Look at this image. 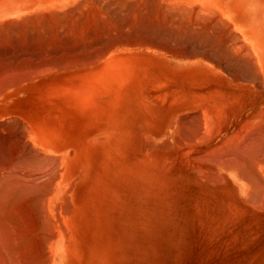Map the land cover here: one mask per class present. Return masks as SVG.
Returning a JSON list of instances; mask_svg holds the SVG:
<instances>
[{
	"label": "bare ground",
	"instance_id": "bare-ground-1",
	"mask_svg": "<svg viewBox=\"0 0 264 264\" xmlns=\"http://www.w3.org/2000/svg\"><path fill=\"white\" fill-rule=\"evenodd\" d=\"M81 1H84V0H0V58H3V59L7 58L6 62L5 61L2 62V60L0 59V264H132L131 263L132 258L130 255L131 252H130L129 232H130V225L132 221V208L130 204V199H131L130 195L131 193H133L132 192L133 177H135V175L138 173H140L141 175L146 174V170L144 169L143 165L145 164V160L147 159V157L149 158L150 156L153 159H157L159 157L158 154H156L155 156L154 154H150L151 152L149 153L147 151L150 147H147V144L144 143V139L148 140V143H149V140L153 142V143H150V145L152 144V148H154L152 152L157 153V149L159 150V148L162 147L161 145L163 143L161 142V144H157V140L161 138V136L159 138L160 131L165 132L167 136H169V139H171V142L175 141L176 143L179 141L178 139L180 138V137H177L178 136L177 134H179L180 133L179 131H181L182 125H180L181 123L180 121H182L183 118L180 119V116H178V118L177 117L172 118V116H168V114L166 113L167 110L169 113H171L172 110L174 111V108H176L175 106L177 104L174 102H170L172 101L173 96L171 100L168 102L169 103L168 105L166 103V100H167L166 97L167 95L170 94V92L169 94L167 93L165 95L166 100L163 97V102L159 100L162 97L161 92L160 94H157L154 92V95L156 97L154 95L147 93L146 91L147 89L146 90L143 89L144 88V86L142 85L143 83L140 80H138L139 79L138 77H136V76H139L138 72L137 74L135 73L136 66L134 67L132 63H129L128 59H121V58L111 59L110 58L112 61L108 62L107 64L105 63L106 64L105 68L103 67L104 69L101 70L100 72L98 69L99 67L98 64L94 63L95 61H93V59L91 60L92 57L94 58L96 54H99L98 52L99 48H97L98 53L96 54L95 52L94 53L89 52V50L86 51L87 52L86 54L85 53L83 54L85 56L81 54L82 58L86 59L85 57H88L90 58L89 60H84L79 55L75 57L77 55L75 54L74 57L77 59H74L73 56H72L73 57L72 60L68 58L66 59V56H64L66 59L65 61L59 62V60L56 59L59 63L57 62L54 64L50 63L51 65L49 66L47 65L34 66L33 63H32L33 64L32 66V65L20 64L19 61H17V55L19 53V50L24 49L22 42H24V39L27 37V35H30V34L31 36L34 35L33 40H34V43L36 44L35 46H38V47L40 46V48H36V49H38L40 53L41 51H43L44 53L46 49L42 50L44 48V45L41 46L42 42H48L49 40L48 43H53L51 42L50 39H52L55 34H53L52 38L47 37V40L44 39L46 35L43 39H40L42 35H40V38L37 37L40 31L39 28H43V27L46 28V26L48 28L49 26L51 27L52 25L54 26L57 25L58 23H56V19H57L56 14L58 13L60 15V16L58 15L60 19L62 16V13L66 11L65 9L69 10L71 6H76L77 4H79L78 2L81 3ZM94 1L92 0L93 3H95ZM115 1H109V3L111 2L112 4L114 2L113 4L118 5L119 3L116 1V3H118L116 4ZM126 1L127 0H125L124 3ZM142 1L144 2V0H139V1L132 0V3H134V6L131 7L133 8L132 11L131 10H130L131 12L129 11L131 13V19L132 18L134 19V20H130V22L132 21V23L133 22L135 23L136 22L135 18L137 17L138 23H140V25L137 22L135 24L141 27H142V24H141L142 19L141 18L139 19V17H142V15H144V17L146 18L147 16L143 14L145 7L143 6ZM164 2L168 5V7L166 4H164ZM197 2H202L203 4H207V5L199 9L198 7H196V5H194ZM83 3L85 4V2ZM161 3L164 4V8L166 7L167 8L164 9ZM88 4L90 5V3ZM129 4H130V1L127 5L130 6ZM150 4H152V2L151 3L149 2V5ZM155 4H156V7L153 6L155 7L154 12L150 13V14H153L154 16L152 17L151 15V17L154 19H157L158 17L160 18V16L165 14L164 15L165 21L163 22H166L167 19H169L168 21L169 27L168 26L167 27L173 32H178V34L175 33L177 34L175 35L177 36V38L178 36H180L179 33L180 34L182 33L185 35L189 34L188 36H190L192 33L193 34L200 33L203 36V39H201V41L203 40V42H205L204 40L212 37L213 40L211 42L209 43L207 42L209 39L206 41L208 43V46H207L208 48H210L211 45L214 48V46L216 45H214V43L212 42H215V41L219 43L220 45L225 44V47L221 45L223 49H226V50L233 49V51H235L234 53H236L238 57L239 56L241 57V58L239 57L240 59L243 60L244 58L245 60L247 58L246 56H248V59L251 61V63L250 61L245 60L246 61L245 62L246 66L244 64L245 67L250 66V65H247V62H249L250 64H253L254 67H256L257 65L258 67L260 66L261 68L262 67L264 68V31L263 30L260 31V29L250 28L251 31L247 33L248 37L246 38L247 40L250 41V44L249 45L247 44L248 46L247 49H243L242 45H244V43L241 44L240 43L241 41L237 42L235 39L231 38L229 39L231 41L229 43V41H227L228 39H225L229 36L231 37V34L233 33V31L230 30L231 26L227 23L228 19L224 21V18H223L225 17L223 14H230V10H228L229 8H228L226 0H169V1L168 0H154V5ZM89 5H87L88 8H89ZM97 5L98 4H96V6ZM84 6L83 7L87 11L88 8L86 7V5ZM79 7L80 6L78 5V8ZM199 7H201V5ZM105 8L103 10H105ZM212 8H214L215 10H217L218 13H220L219 16L217 14L216 16L213 15L216 12L214 13L213 12L214 9L213 11L211 10ZM77 11L79 10L77 9ZM86 11L83 13H88ZM129 12L128 14L130 16ZM66 13H69V11L68 12L66 11ZM97 13L98 15L99 14L104 15L101 12L100 13L97 12ZM97 13L95 12V14ZM64 14L65 13H63V15ZM89 14L91 16L94 13L93 14L89 13ZM69 15L68 17H71ZM73 15L77 19L78 14H76L77 17L75 14ZM82 15L87 17V14H82ZM66 17L64 19H66ZM92 17H93V20L94 18H96L94 16ZM104 17H107V16L104 15ZM145 18L143 19L144 24L145 22L147 23L148 16L146 18V21H144ZM162 18L164 20V17ZM61 19H60V22H62ZM68 19L69 20H66L67 22L70 21V18ZM72 20L73 19H71V21ZM96 20L98 21L99 19H96ZM158 20H157V23L160 22L162 24V20L160 19L159 22ZM76 21H73V22L76 23ZM80 21L82 23V20ZM105 21H108V24H109L111 20L105 19ZM152 21L154 22L155 20H151V22ZM115 22L117 23V21ZM148 22L151 23L150 20ZM68 23H64V25ZM119 23H121V21ZM154 23H156V21ZM103 24H106V23L104 22ZM64 25L63 27H65ZM78 25L81 26L80 24ZM150 25L151 24H149V27L150 29H152V26ZM155 25L153 24V26ZM228 25H229V28H227ZM124 26L126 27V25ZM134 27H136V25ZM134 27L132 24V28ZM149 27L146 29H149ZM156 27L158 29V26ZM161 27L164 28L163 26ZM257 27L259 28V26ZM45 28L43 29V31L47 30ZM60 28L61 27H59V29ZM111 28L113 27H110V29ZM143 28L144 27H142V29ZM56 29L57 28L54 29V32L59 31ZM114 29H117V28L114 27ZM227 29L230 30V33L232 31L231 34L229 33L230 35L229 34L227 35ZM48 30L51 31L50 28H48ZM65 30L67 29L65 28ZM73 30L71 28V31ZM165 30L167 31L168 29L166 28ZM170 30L169 32H171ZM43 31H40V32L43 33ZM60 33L63 34L64 32H60ZM65 33L69 35L68 32L65 31ZM75 33H73V36L75 35ZM47 34L49 35L50 32H48ZM62 34L58 40L62 38ZM71 34H70V37H71ZM130 34H132V31ZM200 34L199 35L197 34V36H200ZM185 35L183 36L185 37ZM234 35L235 34H233L232 36L236 38L237 36H234ZM56 36H58V33ZM79 36L80 37L78 38L81 39V35ZM97 36H95V38H97ZM66 37L65 35L63 36V38H66ZM180 37L182 38V35ZM167 38H169V36H167ZM84 39H81V40L83 41ZM189 39H192V38L189 37ZM74 41L72 44L75 43ZM131 41H132V44L134 43V47H136V45L139 46L140 44L142 46L143 45L146 46L145 41L141 39L140 41H143L142 42L143 44L140 43L139 39L134 40V41L131 40ZM131 41H126V43L131 42ZM169 41H171V39ZM137 42L139 44H135ZM193 42H194V39H193ZM24 43L26 44V39ZM48 43H46V45L51 46ZM126 43L124 45H127ZM195 43L196 42H194V45ZM239 43L241 45H239ZM27 44L28 46L30 45L29 43ZM54 44H55V41H54ZM62 44H65V43L63 42ZM72 44L69 47H72ZM82 44H85V43H82ZM56 45L52 46V48L56 47L59 50V48ZM78 45H80V43H78ZM128 45H127L128 47L131 46L130 43ZM141 45H140V48L142 47ZM220 45L217 44V46H220ZM122 46H123V43H122ZM145 46H143V49L146 48L147 50L148 48L147 46L146 47ZM238 46H241L240 49ZM77 47H80V46H77ZM90 47L88 46V48ZM156 47L158 48L159 46H156ZM156 47L155 45L153 46L154 49ZM166 47H163V48L166 49ZM203 47L204 46H202V48ZM160 48H161V45L159 49ZM189 48H190V45H189ZM168 49L166 52L167 53L171 52ZM218 49L219 51H223V49L220 47L219 48L217 47V49L214 48L213 50H217L215 53L217 52L220 53ZM103 51L105 53L104 49ZM180 51L181 50L179 51L177 50L176 52L175 50V54L181 56V58H185L186 57V56L184 57L185 53H182ZM228 52L230 51H227L226 53ZM92 53L95 56H92L91 55ZM201 53L202 52H200V54ZM209 53L210 51L208 52V54ZM78 54H80V52ZM87 54L88 55L90 54V56L92 57H89ZM34 55L36 54L34 53ZM177 55H174L175 57L174 56L173 57L176 59ZM205 55L207 56V54ZM46 56H49V55H46ZM206 56L202 55V57H200L199 55V58H205L202 60L203 61L205 60L206 62V60H208V58L211 55L209 54L207 56L208 58H206ZM221 56L224 57V54L222 53ZM213 57L212 59L215 61L214 59L215 57L214 58ZM223 57H220L222 58V61H223ZM36 58H38V55ZM51 58H53V56ZM61 58L59 57V59ZM97 58L98 57L96 56V59ZM187 58H192V57L187 56ZM220 58L218 56V60L216 59L217 61H215V64L218 63L217 65H219V62L221 61ZM24 59H27V58H24ZM240 59H238L239 61L237 60L239 63H241L242 61ZM209 60L213 61L211 59ZM209 60H208V63H209ZM34 61L35 60L30 61V62H34ZM222 61H221V64H222ZM224 61H227V60L225 59ZM233 63L235 64L234 66L237 65L236 62H233ZM242 66L243 65L241 64V68ZM244 66L243 68L245 69ZM258 67H256L257 71H258ZM238 68L240 69V67ZM238 68L236 66L235 69H238ZM252 68L253 67H250L249 69H252ZM226 72L227 71H225L224 73ZM232 72H235V71H232ZM113 73L115 76L113 75ZM220 75L222 76L221 73ZM245 76L246 75H244V78ZM185 78H187V76ZM152 80L155 81L156 78L153 77ZM158 80L159 79L157 78V82H159L158 85H161L162 84V83L160 84L161 80L159 81ZM156 83H154L155 85L153 83L152 84L149 83L148 86H150L151 88V85H154L158 90L159 88L157 87L158 85L156 86ZM169 83L170 82H168V84ZM174 84H177V83H174ZM224 88L226 89V87ZM193 89L191 88V90ZM188 90L190 89L188 88ZM184 93L187 94L186 91ZM220 93H223V92H220ZM220 93L218 90V94L217 93L216 94L219 95ZM213 94L214 93H212L211 97L214 98L215 95L213 96ZM226 95L228 96V94ZM187 96L188 95H186V97ZM194 96L195 95H193V97ZM197 96L198 95L196 94L195 97ZM187 98H189V96ZM188 106L190 109V107H193L194 105L191 106L190 104H188ZM241 106H244V105L241 104ZM195 107L197 109L198 108L202 109V111L201 110L200 111L203 113L200 115H204L205 118L203 120L204 127L202 125L201 126L205 130L203 131V128H202L200 132V127H199L200 123L198 124V126L197 125L194 126L192 123L193 128L195 127L197 129L199 127L197 129V132H200L201 134L204 132V134H206L205 135L206 137L203 136L204 134L203 135L196 134L197 132L195 131V132H192L194 137H191V139L195 142L204 140V142L206 143L207 140L205 138L210 139V136H208L210 135L209 131L211 130V127L214 128L215 126L212 123L210 117L208 118V116H206V114H208V112L210 111L211 105L208 100L201 101L200 99L199 101L196 102ZM193 109H191L190 111L192 112ZM199 109L198 111L197 110L195 111H197V113L198 112L200 113ZM262 109H264V107ZM262 109H261V112L264 111ZM176 110L177 111H175V113L180 112L181 106L177 108ZM217 112L218 111L216 112L214 111L215 114ZM199 113L196 114L195 116L197 115L199 116ZM184 115L185 116L187 115L186 119H189L188 122H191L190 121L191 115L190 117H188L189 114H184ZM193 116L194 114L192 115L191 118L195 120L194 119L195 116L194 117ZM212 116H214L212 117V119L216 118L215 117L216 115H212ZM199 118H196V119H199ZM254 118L255 119L253 121L258 122L256 123L258 126L256 125L254 127L252 126V124H250L252 128L248 130V133L251 130L252 133L251 132L250 133L253 134L252 136L257 134L256 136L258 138L259 133H257V128L258 127L260 128L263 123L260 124L259 117H254ZM239 120L242 121L241 123L239 122L242 125V123L244 122L243 121L244 119L243 120L239 119ZM246 120L248 121L249 118ZM217 121L218 120H216V122ZM162 125H164L163 128H161ZM229 125H232V124H229ZM246 125H248V123ZM186 126L188 125H185V126L183 125V127H186ZM225 126L227 127V125ZM215 129H217V127ZM259 132L261 131L259 130ZM186 133L185 134L182 133V134L183 136L186 135V137L189 138V135H191L190 134L191 131L190 133L188 131ZM243 134H245V137H246V133H243ZM198 135L201 137L198 138L199 139L198 141H196ZM263 136L264 135H262V137ZM235 137L233 136L232 139H234ZM252 138L253 140L256 139L254 137ZM181 139L179 143H182ZM243 139H244V136H243ZM243 139L241 140V142L244 140L248 142V140H250L249 138L248 139L245 138L244 140ZM260 139H261V136H260ZM218 141L221 142L222 140H218ZM228 141L229 140L227 139V143ZM254 141H257V140H254ZM234 142H237V144L240 143L239 140H236ZM244 142L243 144H247L246 142L245 143ZM179 143H178V146H179ZM184 143L185 142L183 141L182 145ZM237 144H234V145L231 144L230 146L232 147L229 146L230 148L226 147L225 144H224L225 147L222 146L223 144L222 145L219 144V146L218 147L216 146V148L213 147L214 145L212 146V144H210L213 147L211 149H215L216 152L218 151L220 152V149L224 150L223 153L222 152L219 153V156H218L219 158L217 157L216 153L212 155H215L217 159H220L221 157L220 154H224L225 151L227 152L229 150L228 152L234 153L237 156L238 162L235 164L226 166L227 169L229 168L228 170L235 171L239 175H245V173H248L251 175L263 176L264 175V152L262 151L263 149L262 150L260 149L261 147L260 143H258L259 145L257 143H250L247 145L245 149L244 147H241L242 149L239 148ZM144 145H145L144 151L146 152L145 154H143L142 152L141 156H134V152L130 151L134 148V146H137L138 148H142L144 147ZM175 145H173V142H172L171 147ZM191 145L192 144H190L189 147ZM210 145L209 147H211ZM178 146H176L177 149H178ZM174 148H172L173 151H170V153L175 152ZM211 149L210 150L208 149V152L214 153V151L213 150L211 151ZM190 150H192V147L190 148ZM185 151L187 150L185 149ZM260 152L262 155L260 154ZM140 153L141 152H139V154ZM191 155H193V153ZM194 155L192 157L196 158V155L195 157ZM198 159L200 160V162L204 160L203 157L201 159V155L199 156L197 155V158L195 160H198ZM200 162L198 166H200ZM201 165L203 166L202 169L204 170L206 168V164L204 166V163L201 162ZM202 169L200 170V173H202ZM205 171L206 170H204L203 172ZM208 174H211V172ZM211 175H210L211 178L207 177V179L211 180L212 177H214V174H211ZM215 176H216L215 179L218 183L222 182L220 181L221 179H219L220 178L219 175L218 176L215 175ZM203 177H204V174H203ZM249 177L252 178V176L250 175ZM258 177L260 178V176ZM243 179L246 181V178L243 177ZM225 180L227 181V179ZM251 184L252 182L249 184L248 188L251 187ZM254 185L256 184L254 183ZM257 185L260 186L259 183H257ZM261 188L262 187L260 186L259 188L260 191H258V193H261L263 191V189ZM246 191H247V195H249L248 192L249 193L251 192V194L257 193L254 190H253L254 192L250 190L249 191L246 190ZM262 193H264V191ZM261 196L260 198L263 197ZM260 198H257V199L260 200ZM252 199H254V197ZM259 204L260 203H258V205ZM260 209H261V204H260Z\"/></svg>",
	"mask_w": 264,
	"mask_h": 264
},
{
	"label": "rangeland",
	"instance_id": "rangeland-1",
	"mask_svg": "<svg viewBox=\"0 0 264 264\" xmlns=\"http://www.w3.org/2000/svg\"><path fill=\"white\" fill-rule=\"evenodd\" d=\"M87 1L84 0V1H81V3L78 2L79 4H77L76 6H71L69 8V10L65 9L67 12L69 11V13H66V11L63 12V13H65L64 15L62 13L61 18H63V19L60 18L62 20V22H60V19H59L60 15L57 13L56 14V16H57L56 23H58V24L55 25L56 27L54 25H52L51 27L49 26L48 28H50L51 31L48 30L47 26H46V28L45 27L39 28L40 31H43L44 28L47 29V30H44L43 33H41L38 30L39 34L37 37L40 38V35H42V37L40 39H43L46 35V37L44 39L47 40V37L52 38L53 34H55L53 36V38L50 39L51 42H53V43H48L49 42V40H48V42H42V45L40 44L41 46L44 45V48L42 50H44V49L47 50V51L45 50L44 53H43V51H41V53H40V51L38 49H36V48H40V46L39 47L35 46L36 44L34 43V40H33L34 35H32V36H31V34L27 35V37L25 38L26 44L24 43L25 39H24V42H22L23 40L21 41L23 44V47H24V49H22V50H24V51L26 50V51L24 52L22 50H19V53L17 55V61H19L20 64H26V65H32V66H33V64H34V66H42V65L49 66V65H51L50 63H52V64H54L56 62L59 63L60 61H65L67 58L72 60L73 57L75 56V54H77L75 57H77L79 55L82 58L81 54L82 55L84 53L86 54L87 53L86 51H88V50H89V52H93V53L95 52V54L99 52V54H96V56L99 59L98 58L96 59V56L93 53L91 55L95 56L94 58L92 56H90V54L89 55L87 54L89 57H92L91 60L93 59V61H95L94 63L98 64L99 72L105 68V66L108 62L112 61L111 59H115V58L128 59L129 63H132L134 65V67L136 66L135 73L137 74V72H138V74H139V76H136V77H138L139 78L138 80H140L143 83L142 84L144 86L143 89L144 90L147 89L146 90L147 93L154 95V92L157 94H160V92H161L162 97L159 100H161L163 102V97L165 98L166 97L165 95L167 93L169 94V92H170V94L167 95V97H166L167 100L165 98L166 103L168 105H169L168 102L171 100V98L173 96V99L170 102L176 103L177 104L175 106L176 108H174V111L172 110L171 113H169L168 110L166 111V113L168 114V116H172V118L173 117L178 118V116H180V119L183 118L182 121L183 120L184 121L183 122L180 121L181 122L180 125H182L181 131H179L180 133L178 132L179 134H177L178 135L177 137H180L178 139L179 141L183 137L182 139H184V140L181 139V141H182V143H183V141L185 143L183 144L184 145L183 146L182 143H179V141L176 142L177 144L175 143V141H172L173 145H175V144L176 145L171 147L172 142H171V139H169V136H167V134L165 132L160 131L159 138H160V136H161V138L159 140H157V144H161V142H163V143L161 145L162 147L159 148V150L157 149V153H155V152H152V150L154 149V148H152V144L150 145V143H153V142L149 140V143H148V140L144 139V143L147 144V147H150L149 149L147 148L148 150L147 149L146 150L149 153L151 152L150 154H154L155 156H156V154H158L159 157L157 159H153L150 156H149V158L147 157V159L145 160V164L143 165L144 169L146 170V174L141 175L140 173H138L136 175L134 174L135 177H133V184H132V192L133 193H131V195H130V197H131L130 204H131V208H132V221H131L130 232H129V235H130V252H131L130 255L132 258L131 263L132 264H264V203H263L264 199H262V198H264V193H262L264 191V175L263 176L251 175L248 173H245V175H239L235 171H230V170H228L229 168L227 169L226 166L237 163L238 162L237 156L234 153L228 152L229 151L228 150L227 152L225 151L224 154H220V156H221L220 157L221 160H220V159H217V157L219 156V153L220 152L223 153L224 150L220 149V152L219 151L216 152L215 149H211L213 147L216 148V146L218 147L219 144L220 145L223 144L222 146H224V147L226 145V147L230 148V147H232V146H230L231 144L234 145V144H237V142H238V141L237 142H234V141L239 140V142L242 144V145L240 143H239L240 145L237 144L239 148L244 147V149H245L247 147V145L250 143H257V144L260 143V145H261L260 149L261 150L263 149L262 151L264 152V136L262 137V135H264V126H263L264 125V111L261 112V109L264 107V88H262V87H264L263 86L264 85L263 84L264 83V79H263L264 78V76H263L264 75V68L263 67L261 68L260 66L258 67L256 65V67H258V71H257L256 67H254L253 64H250L251 61L248 59V56H246L247 58L245 57L246 58L245 60L250 61V63L247 62V65H250V66L245 67L246 61L244 60V58H243V60L240 59L241 57L239 56L240 57L239 58L237 56V54L234 53L235 51H233V49L232 50L223 49V47H225V44H223V45L221 44L223 46L222 47L216 41H215L216 43L212 42V43H214V45H216V46H214V45L213 46L215 49H217V47L222 48L223 51H219V49H218V51L221 54L223 53L224 57L221 56V54L218 52H217L218 54L215 53L217 50H213L214 48L212 47V45H211L212 48L210 47L211 49L207 47L208 43L211 42L213 40V38L212 37L208 38L210 41L208 39L204 40L205 42L208 40L207 41L208 43L207 42L205 43V42H203V40L201 41V39H203V36L200 33H195V34L192 33L190 36H188L189 34L185 35V34L179 33L180 36L182 35V38L180 36H178V38H179V40H178L177 36H175L178 34V32H173L168 28L169 27L168 26L169 19H167L166 22H163V21H165V16H164L165 14L160 16V18L156 17L157 19L152 18L154 15L150 14V13H153L155 10V7H156V4L154 5V0L153 1L152 0H147V1L144 0V2L142 1L143 6L145 7L143 14H145V16L146 15L148 16L147 23L145 22V24L148 26H146L143 22V19L145 18L144 15H142L143 18L139 17V19L140 18L142 19L141 20L142 27L145 28V26H146V28H148L149 24H151L150 26H152V29H150V27H149V29H146V28L142 29V27L139 26L140 23H138L137 17L135 18V20L139 25L135 24L136 22L135 23L134 22L132 23V21L130 22V20H134L133 18L131 19V13H130L133 9L131 7L134 6V3H132V0L126 1L127 4L130 1V4H129L130 6H128L126 4V2L124 3L125 0H121V1L116 0L119 4L121 3L122 5L121 4L119 5L118 3H116L115 0H107V1L106 0H98V2H97V0H95V1L93 0L95 3H93L92 0L91 1L89 0L90 2L89 1L87 2ZM109 1H115V3L118 4L120 7L118 5L113 4L114 2L112 3L113 4L112 5L111 2L109 3ZM263 1L264 0H242V1L241 0H226L228 8H229L228 10H230V14H223L225 16L223 18H224V21H226L228 19L227 23L231 26L230 30L233 31V33L231 31V33H232L231 34L230 30L227 29V35L230 33L231 37L230 36L227 37V35H226L227 38H225V39H228L227 41H229V43L231 42L229 39L232 38V39H235L237 42L241 41L240 42L241 44L244 43V45H242L243 49H247L248 48L247 44L249 45L250 41L247 40L246 38L248 37L247 33L249 31H251L250 28L260 29V31L261 30L264 31V2ZM83 2H85V4ZM149 2L150 3L152 2V4L149 5ZM82 3L84 5H86L87 8H88L87 5H89L88 3H90V5L91 4L92 5L91 6L89 5V8L88 9L86 8L87 9V11H86L84 8L85 6ZM96 4H98V5L96 6ZM159 4H160V2H159ZM164 4H166V3L164 2ZM164 4H162L163 8H164ZM199 4L201 5V7H199L200 6ZM78 5L80 6L79 7L80 9L78 8ZM108 5H109V7H108ZM194 5H196V7L201 9L202 7L206 6L207 4H203L202 2H197ZM95 6H96V8H95ZM153 6H155V7H153ZM91 7L93 10L91 9ZM105 7H107V8H105ZM117 7H119V8H117ZM124 7H125V9H124ZM167 7H168V5H167ZM76 8L79 11H77ZM97 8L100 10H98ZM104 8H105V10H103ZM166 8H164V9H166ZM147 9L149 10V12ZM213 9L214 8H212L211 10L213 11ZM85 11L88 13H83ZM92 11H94V12H92ZM95 12L96 13L101 12L107 17H104V15H100V14L98 15V13L95 14ZM128 12L130 13V16H129ZM213 12L214 13L216 12V13L213 14ZM213 12H212V14L215 16H216V14L219 16V14H220L215 9ZM89 13H91V14L94 13L95 15L93 14L90 16ZM231 13H232V15H231ZM73 14H75V15L78 14V17L76 15L77 19L75 18V16ZM82 14H87V17L82 15ZM66 15H67V17H66ZM68 15L71 17H68ZM96 15H98V16H96ZM151 15H152V17H151ZM88 16H89V18H88ZM92 16H94L96 18H94V20H93ZM147 16H146V18H147ZM65 17H66V19H64ZM162 17H164V20ZM68 18H70V21H68L69 23L66 21V20H69ZM146 18L144 21H146ZM166 18H168V17H166ZM71 19H73V20L71 21ZM96 19H99L98 20L99 22ZM105 19L111 20L110 21L111 23L109 22V24H108V21H105ZM158 19L162 20V24L159 22ZM235 19H236V21H235ZM63 20H65L66 22ZM80 20H82L83 24L81 23ZM149 20H150V22H151V20H155L156 23H154L155 21L154 22L152 21L151 23H149L148 22ZM157 20L159 23H157ZM73 21H76V23ZM115 21H117V23ZM118 21L119 22L121 21V23H119ZM104 22L106 24H103ZM113 22H115V23H113ZM139 22H140V20H139ZM61 23H63V24H61ZM64 23H68V24L64 25ZM128 23H129V25H128ZM69 24H70V26H69ZM78 24H80V25L82 24V25L79 26ZM102 24H103V26H102ZM132 24H133V27L136 25V27L138 26L139 28L138 27H137V29H136V27L132 28ZM153 24L154 25L156 24V25L153 26ZM63 25L65 27H63ZM104 25H106V26H104ZM124 25H126V27L128 25V27L126 28ZM143 25H145V26H143ZM229 25L227 26V28H229ZM156 26H158V29ZM161 26H163L164 28H162ZM257 26H259V28ZM40 27H42V26H40ZM59 27H61V28L63 27V28L59 29ZM70 27L72 28V30L74 29L73 30L74 32L71 31ZM110 27H113V28L110 29ZM114 27L117 29H114ZM53 28L54 29L57 28L56 30H59L60 32H64V33L62 34L59 31L54 32ZM65 28L67 30H65ZM69 28H70V30H69ZM166 28L168 29L167 31L165 30ZM112 29H114V30H112ZM126 29H127L128 33H127ZM169 30L172 32V34H171V32H169ZM65 31L68 32L69 35L66 34ZM75 31H76V33H75ZM131 31H132V34H130ZM163 31H165V32H163ZM48 32H50L49 35L47 34ZM234 32H236V33H234ZM44 33H46V34H44ZM57 33H58V36H56ZM73 33H75L74 36H73ZM78 33H79V35H81V39H84V38H86V39H84L82 41L80 38H78V37H80L78 35ZM97 33H99V34H97ZM175 33H177V34H175ZM61 34H62V38L64 35H65V37L67 35L70 37V34H71V37L69 38L67 36L66 38H63V39L61 38L60 40H58L59 37H61ZM197 34L198 35L200 34V36L202 38L200 36H197ZM225 34H226V32H225ZM233 34H235L234 36H237V37L234 38L232 36ZM86 35H88V36H86ZM183 35H185L186 38ZM95 36H97V38H95ZM167 36H169V38H167ZM191 36H193V37H191ZM89 37H90V39H89ZM189 37L192 39H189ZM123 38H125V39H123ZM153 38H155V39H153ZM237 38H239V39H237ZM138 39H139V41H140V39L145 41V44L148 48L147 50H146V48L143 49V46H145V45L142 46L141 44H140L142 46L141 48H140V45L139 46L136 45V47H134V43L132 44L131 40L134 41V40H138ZM170 39L173 42L169 41ZM181 39H182V41H181ZM193 39H194V42H196L195 45H194ZM78 40H80V41H78ZM86 40H88L89 42ZM54 41H55V44H54ZM62 41L65 44H62L63 43ZM73 41L75 42L74 44H72ZM126 41H131V42L126 43ZM143 41H140V43H142ZM160 41H161V43H160ZM81 42L85 43V44H82ZM124 42L127 45L130 43L131 46L128 47L129 45L128 46L124 45L125 44ZM27 43H29L30 45L28 46ZM46 43H48L51 46H47ZM78 43H80V45H78ZM88 43H89V45H88ZM108 43H110V44H108ZM114 43H115V45H114ZM122 43H123V46H122ZM240 43H239V45H241ZM71 44H72V47H69V46H71ZM135 44H139V43L137 42ZM167 44H168V46H170V45L171 46L168 47ZM187 44H188V46H187ZM217 44L220 46H217ZM55 45L59 48V50L56 47L52 48V46H55ZM150 45L152 48L150 47ZM154 45H155V47L156 46L160 47V45H161L162 50H161V48L159 49V47L158 48L156 47L154 49L153 48ZM189 45H190V48H189ZM77 46H80L81 48L77 47ZM88 46L89 47L91 46V47L88 48ZM202 46H204V47L202 48ZM231 46H232V44H231ZM163 47H166V49H164ZM238 47L240 49L241 46H238ZM97 48H99L98 49L99 51L97 50ZM130 48L132 51L130 50ZM48 49H50V50H48ZM53 49H55V50H53ZM90 49H91V51H90ZM103 49L105 50V53H104ZM167 49L169 51H171V52H168L171 55L166 52ZM222 49H220V50H222ZM229 49H230V47H229ZM175 50H176V52H177V50L178 51L181 50L180 52L185 53L184 57L185 56L186 57L181 58V56L175 54ZM236 50H238V49H236ZM209 51H210L209 54L211 55L210 56L211 58L207 57L209 55L208 54ZM227 51H230V52H228L229 54L226 53ZM36 52H38V53H36ZM79 52H80V54H78ZM200 52H202L201 54L204 56H206L205 54H207L206 58H208V60L209 59L213 60L212 59L213 56L215 57V58L213 57L215 59V61L218 60V56H219V58L223 57V61H222V58H220V60L222 61V64H221V61L220 62L218 61L220 66L217 65L218 64L217 62H216L217 64H215L214 60L213 61L209 60V63H208V60H206V62H205V60L203 61L202 59H205V58H199V55H200V57H202ZM34 53L36 55H34ZM230 54H231V56L233 55L232 56L233 58L230 56ZM37 55H38V58H36ZM46 55H49V56H46ZM51 55L53 56V58H51L52 57ZM174 55H177L179 57L176 56V59H175ZM62 56L63 57L66 56V59H65V57L63 58ZM83 56H85V55H83ZM187 56L192 57V58H187ZM1 57H3V56H1ZM59 57L60 58L62 57L63 59L61 58L62 59L61 60V59H59ZM75 57H74V59H77ZM80 57H79V59H80ZM227 57H229V58H227ZM24 58H27V59H24ZM28 58H29V60H28ZM85 58L86 59H84V58H82V59H84V60L90 59L88 57H85ZM234 58H236V59H234ZM0 59L2 60V62L7 61L6 60L7 58H4V59L0 58ZM31 59H33L35 61L30 62V61H33ZM56 59H58L59 62ZM225 59L227 61H224ZM238 59L242 60L241 63L238 62L239 61ZM100 62H102V63H100ZM233 62H236V63L238 62L240 64L239 65L237 63V65H236L237 68L240 67V69L238 68L239 70L235 69L236 66H234L235 64ZM211 64H213V65H211ZM241 64L243 66L245 64V66H244L245 69L243 68V66L241 68ZM221 65L223 68L221 67ZM227 67H228V69H227ZM250 67H253V68L249 69ZM247 68L249 69V71L250 70L251 71L249 72ZM152 70H153V72H152ZM221 70H223L224 72L225 71H227V72L224 73ZM232 71H235V72H232ZM220 73L222 74V76L220 75ZM113 75H114V73H113ZM244 75L247 76V77L245 76V78H247V79L244 78ZM186 76H187V78H185ZM153 77L156 78L155 81L152 80ZM189 77H191V78H189ZM239 77H240V79H239ZM157 78L159 80H161L160 84L161 83L162 84L164 83V84L158 85L159 82H157ZM175 78H177V79H175ZM173 79L176 81H174ZM232 80H234V81H232ZM168 82H170V83L168 84ZM149 83L150 84L156 83V86L158 85L157 87L159 89L157 90V88L154 86L155 84L151 85V88H150V86H148ZM174 83H177V84H174ZM220 83H222V84H220ZM167 84H168V86H167ZM168 87H169V89H168ZM186 87H187V89H186ZM207 87H208V89H207ZM220 87H222V88H220ZM224 87H226V89ZM188 88L190 90H191V88L192 89L195 88V89L190 91V90H188ZM187 90L189 91V93ZM216 90H217V92H216ZM218 90H219V93L223 92V93L219 94L220 96L217 95ZM185 91L187 94L184 93ZM192 91H193V93H192ZM202 91H204L205 93ZM172 92H173V94H172ZM200 92H202V93H200ZM212 93H214L213 96L214 95L215 96L217 95V96L216 97L214 96V98L211 97ZM191 94H193L195 96L197 94L198 96L197 97L194 96L195 97L194 98L193 95H191ZM209 94H210V96H209ZM223 94H225V95H223ZM226 94H228V96ZM186 95H188L189 98H187L188 96L186 97ZM169 96H170V98H169ZM175 96H177V97H175ZM215 98H217L219 101ZM200 99H201V101H204V100L209 101V103L211 105V108H210L211 112L209 111L208 114H206V116H208V118L210 117L212 123L217 127V129H215L216 127L214 125H212V126H214V128L210 126L211 127V130L209 131L210 135H208V136H210V139L205 138L207 140L206 143L204 142V140L198 141L199 140L198 138L201 137L199 135L197 136V140H196L198 142H195L191 139V137H194L192 132H195V131L197 132V129L199 127H200V132H201V129L204 127V121L203 120H204L205 116L200 115L203 113V112H201L202 109L198 108L199 111L201 110L200 113L198 112L200 118L198 115L195 116L196 114H198L197 113L198 109L195 107V104ZM255 100H256V102H255ZM238 101H239V103H238ZM242 101H243V103H242ZM245 101H246V103H245ZM178 102H179V104L180 103L181 104L179 105ZM188 104H190L191 106H193V105L194 106L190 107V109H189ZM241 104H243L244 106H241ZM233 105H234V107H233ZM180 106H181L180 112L175 113V111H177L176 109L179 108ZM223 106H225V107H223ZM191 109H193L194 111L192 110V112H191L190 111ZM195 110H197V111H195ZM250 110L254 113H252ZM262 110H264V109H262ZM214 111L215 112L218 111V112L215 114ZM238 112H239V114H238ZM184 114H189L188 117H190V115L192 117V115L194 114L195 120H193V118L190 117L191 122H188L189 119H186L187 115L185 116ZM259 114H260V116H259ZM212 115H216L215 116L216 118L212 119V117H214ZM254 115H256V116H254ZM245 116H246V118H245ZM238 117H240V118H238ZM254 117H259L260 118V124L263 123L260 128L259 127L257 128V133L260 134V135L258 134V138L256 136L257 134L252 136L253 134H251L252 133L251 130H250L251 133L250 132H249L250 134L248 133V130L251 129L252 126L255 127L257 125L256 123H258L256 121H253L255 119ZM196 118H199V119H196ZM248 118H249V120L247 121L246 119H248ZM223 119H225V120H223ZM239 119H242V120L244 119L243 120L244 122L242 123V125L240 124L242 121ZM216 120H218V121L216 122ZM185 121L187 124L185 123ZM192 121H194L195 124ZM236 121L238 122L239 125L237 124ZM192 123L194 126H196V125L198 126V124L199 123L200 124H199V127L197 129L195 127H194L195 128L194 129ZM247 123H248V125H246ZM190 124L192 125V127ZM229 124H232V125H229ZM250 124H252V126ZM183 125L184 126L188 125V126L183 127ZM225 125H227V127ZM163 127H164V125H162L161 128H163ZM218 128H219L220 132H219ZM189 130L191 131V133ZM204 130L205 129L203 128V131ZM259 130L261 132H259ZM187 131L191 134V135L188 134L189 138L186 137ZM213 131H215V132H213ZM200 132H197L196 134H200V135L204 134V132L202 134ZM255 132H253V133H255ZM182 133L183 134L186 133V135L183 136ZM243 133H246V137H245V134H243ZM205 135L206 134H204L203 136H205ZM227 135H228V137H227ZM235 135H236V137H235ZM233 136L235 137L234 138L235 140L232 139ZM243 136H244V139L245 138L250 139V138L254 137V138H256L254 140H257V141H254L252 138V139L248 140V142H247L246 140L243 139ZM260 136H261V139H260ZM222 138H224V139H222ZM227 139L229 140L228 143H227ZM242 139L247 144H243L244 141L241 142ZM166 140L170 143V145ZM218 140H222L221 141L222 143L219 142ZM231 141H233V142H231ZM166 143H167V145H166ZM178 143H179V146H181V145L182 146L179 147ZM190 144H192V145L189 147ZM197 144L199 145V147ZM210 144H212V146L213 145L214 146L212 147ZM209 145L211 147H209ZM176 146H178V149ZM191 147H192V150H190ZM172 148H174V151H175L174 153L173 152L170 153V151H173ZM195 148H196V150H195ZM185 149L187 151H185ZM208 149L209 150L211 149V151L213 150L214 153L208 152ZM132 150H130V151L134 152V156H141L142 152H143V154H145V152H146V151H144L145 145L142 148H138L137 146H134V148ZM198 151L199 152L201 151V152L199 153ZM202 151H203V153H202ZM139 152H141V153L139 154ZM192 153H193V155L195 153L196 158H197V155L198 156L201 155V159L203 157L204 160H202L201 162L204 163V166L206 164V168L208 170L206 168L204 170H206L207 172L206 171L203 172L204 171L202 169L203 164L201 165V162L199 159L198 160L200 162V166H198L199 162H198V160H195L196 158L192 157L193 156V155H191ZM215 153H216L217 157H215V155H212ZM260 154H261V152H260ZM195 155H194V157H195ZM230 155H232V156H230ZM258 157H260V156H258ZM232 158H233V160H232ZM209 161H211V162H209ZM218 163H219V165H218ZM196 165H197V167H196ZM199 168L202 169V173L204 174V177H203V174L200 173L201 169H199ZM209 170H211V171H209ZM210 172H211V174H214V177H212L211 180L207 179V177L211 178V176H212L211 174H208ZM215 175H217V176L219 175V177H220L219 179H221L220 181H222V182L218 183L215 179L216 178ZM249 175L252 176V178H250ZM258 176H260V178ZM243 177L246 178V181L248 183L243 179ZM224 178L227 179V181ZM211 181H213V182H211ZM251 182H252L253 186L251 184V187L248 188V186ZM254 183L256 185H254ZM257 183H259L260 186L262 187L261 189H263V191L261 190L262 191L261 193H258V191H260V189H259L260 186L257 185ZM238 187H240V188H238ZM246 190H248V191L254 190L258 194L257 193L251 194V192L250 193L248 192L249 195H247ZM250 194H251L252 198L254 197V199L251 198ZM259 194H261V195L263 194L262 195L263 197ZM260 196L262 198H260ZM233 198H234V200H233ZM257 198H260V200ZM258 200L261 201L263 203V205ZM249 202H251V203H249ZM254 202H255V204H254ZM258 203L261 204V209H260V204L258 205ZM255 205H256V207H255ZM258 206H259V208H258Z\"/></svg>",
	"mask_w": 264,
	"mask_h": 264
}]
</instances>
